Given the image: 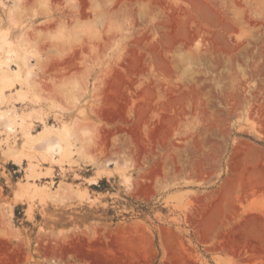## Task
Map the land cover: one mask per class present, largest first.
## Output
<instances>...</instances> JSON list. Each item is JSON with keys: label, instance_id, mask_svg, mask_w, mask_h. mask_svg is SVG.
Listing matches in <instances>:
<instances>
[{"label": "rangeland", "instance_id": "374dc122", "mask_svg": "<svg viewBox=\"0 0 264 264\" xmlns=\"http://www.w3.org/2000/svg\"><path fill=\"white\" fill-rule=\"evenodd\" d=\"M2 40L0 264H264V0H0Z\"/></svg>", "mask_w": 264, "mask_h": 264}, {"label": "bare ground", "instance_id": "6f19581e", "mask_svg": "<svg viewBox=\"0 0 264 264\" xmlns=\"http://www.w3.org/2000/svg\"><path fill=\"white\" fill-rule=\"evenodd\" d=\"M5 37V36H2ZM5 39V38H3ZM8 39V38H7ZM0 44V53L4 54L7 53V57H12L8 52L11 51V43L5 40L1 41ZM13 44V43H12ZM13 50L15 54V64L17 65L16 69H7L5 61L0 59V121L2 120L5 124V127L7 131H14L15 128L21 127L23 130L25 129V123L24 120H21L19 113L14 108L9 109H3L1 106L5 102V97L3 95V87L7 86V84L12 80L15 82H18V79L20 78V74L24 72L25 75H29V70L27 69V58L24 52L20 51L16 46L13 47ZM12 50V51H13ZM9 65V64H7ZM30 76V75H29ZM49 131L46 132L43 136L40 137L39 143H44L46 153H56V150L59 149V154L62 156H65L70 150H71V143L69 142V137L73 135L72 131L69 130H63L61 128H58L56 126H51ZM47 130V129H46ZM37 143V144H39ZM30 150L25 152L22 155H17L15 150L8 149L9 151L5 150V154L7 157V160L11 163L17 164L22 163L24 158L29 159V176L34 179L33 185H39L43 182L42 177H45V175H49L52 171H40L37 169L36 163H34V160H36L37 157H35L33 149L35 147L34 142L29 143ZM18 145V144H17ZM39 148V147H37ZM36 151V150H35ZM36 154V153H35ZM43 154V153H42ZM57 154V153H56ZM25 155V156H24ZM41 156V155H40ZM44 154L42 155L43 158ZM61 157V156H59ZM38 159H40L38 157ZM37 159V160H38ZM108 165H112L115 163L112 159H108ZM117 162V161H116ZM39 165V164H38ZM103 172L111 174V171L108 169L104 170ZM27 175V174H26ZM97 181L94 180L93 183H96ZM60 184V183H59ZM64 185V184H63ZM61 186V185H60ZM28 189H30L32 186L29 184L26 186ZM52 187V186H51ZM64 187V186H63ZM62 188V187H60ZM45 196H47L48 192H43ZM69 193V192H68ZM50 195V194H49ZM18 200L20 198H17ZM13 206V205H12ZM11 206L10 211L13 212V207ZM32 204L29 205V211L32 212Z\"/></svg>", "mask_w": 264, "mask_h": 264}]
</instances>
